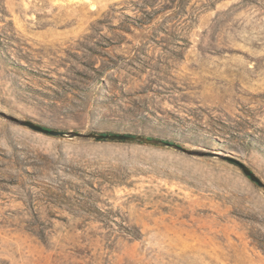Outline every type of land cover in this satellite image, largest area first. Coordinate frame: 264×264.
Returning a JSON list of instances; mask_svg holds the SVG:
<instances>
[{
    "label": "rangeland",
    "instance_id": "1",
    "mask_svg": "<svg viewBox=\"0 0 264 264\" xmlns=\"http://www.w3.org/2000/svg\"><path fill=\"white\" fill-rule=\"evenodd\" d=\"M0 264H264V0H0Z\"/></svg>",
    "mask_w": 264,
    "mask_h": 264
},
{
    "label": "water",
    "instance_id": "2",
    "mask_svg": "<svg viewBox=\"0 0 264 264\" xmlns=\"http://www.w3.org/2000/svg\"><path fill=\"white\" fill-rule=\"evenodd\" d=\"M27 125L29 127L33 128V129H35V130L42 131L44 133H48V134H52V135H59V136L63 135V133H58V132H54V131L43 130V129H41L39 127H35V126L31 125V124H27Z\"/></svg>",
    "mask_w": 264,
    "mask_h": 264
}]
</instances>
